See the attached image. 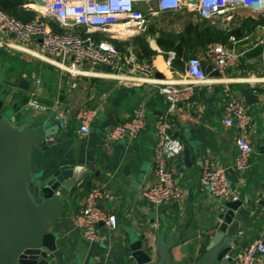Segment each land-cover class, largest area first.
I'll use <instances>...</instances> for the list:
<instances>
[{"label":"crops","instance_id":"obj_1","mask_svg":"<svg viewBox=\"0 0 264 264\" xmlns=\"http://www.w3.org/2000/svg\"><path fill=\"white\" fill-rule=\"evenodd\" d=\"M19 2L20 8L25 10L45 9L34 1ZM263 34L264 25H260L239 40L235 47L246 51L242 64L229 70L222 83L197 86L191 107L180 105L177 108L170 132L173 145L181 146V151L170 154L167 166L173 170L186 196L183 200L160 206L148 202L142 195L143 187L154 177L156 135L153 121L167 109L164 96L155 86L150 83L127 85L105 77L101 75L106 72L103 66L83 65L86 73L77 75L84 77L70 76L59 56L41 57L44 61L25 57L38 55L39 41L23 45L10 35L3 36L4 42L0 43V98L4 99V109H15L14 122L44 121L50 126L59 111L66 114L65 128L51 136L55 140L46 147H37L32 153V170L36 175H50L62 165L71 166L75 173L76 181L69 190L66 203L67 214L50 227L58 235L57 245L63 253V264H132L129 262V245L141 240L146 247H152L159 232L172 239L174 264H194L206 252L211 235L219 226V214L229 209L227 203L223 204L201 187L200 178L207 161L229 168L232 187L239 191L242 205L251 210L250 218L240 223L241 239L233 241L227 263L220 264H236L233 258L250 240L264 232L261 197L264 190V83L252 86L242 80L253 77L264 81V45L260 54H255L256 43ZM148 38L150 47L157 54L151 61L140 58L139 61L152 64L155 73L165 74L166 79L183 78L179 75L182 71L176 70L179 73L173 74L167 70L166 56L160 51L157 39ZM129 51L137 53L132 45L127 48ZM210 63L208 59L203 61L206 67ZM22 78L31 83L28 90L19 86ZM225 85L244 100L253 118L247 137L255 153L244 175L232 168L238 153L235 138L241 130L236 121L233 126L223 122L227 97ZM33 97L45 108L29 107L27 104ZM143 103L149 113V125L144 133L135 140L110 142L107 131L128 120L133 110ZM82 109L93 110L95 115L89 133L80 130L77 113ZM184 147L190 150L189 164L184 161ZM95 185L105 190L100 204L108 213L115 214L117 228L112 231L99 225V238L90 242L74 227L72 216L82 210L86 194Z\"/></svg>","mask_w":264,"mask_h":264},{"label":"built area","instance_id":"obj_2","mask_svg":"<svg viewBox=\"0 0 264 264\" xmlns=\"http://www.w3.org/2000/svg\"><path fill=\"white\" fill-rule=\"evenodd\" d=\"M45 10L35 8L36 16L33 20L23 21L7 13L0 4V43L4 42V35H10L23 45L34 40L39 41L38 55L40 57L59 56L63 61V68L70 74H84L83 65L107 66L110 72H102L105 77L120 79L129 84L151 83L157 92L164 96L167 109L158 115L154 121L156 135L154 144V177L151 183L143 187L142 195L155 206L183 200L185 189L177 182L173 170L168 169L170 154L181 151V146L175 147L170 129L173 126L172 117L180 105L191 107L194 102L195 89L208 83H222L229 70L242 64L245 50H238L235 44L239 42L232 37V46L224 43H212L207 46L203 56H192L186 63L184 71L174 70L176 59L173 51L166 52V67L170 73H179L183 78H157L154 67L150 63H142L136 53L123 52L112 41V38L128 40L136 35L147 32L151 18L162 16L168 12L180 16L179 31L183 30L190 20L203 19L217 27L235 23L234 15L246 12L252 17L264 16V0H42ZM36 5L41 6L39 3ZM192 14V18H188ZM196 17V18H194ZM48 19L58 21L63 31L55 30ZM244 18V17H243ZM242 19V18H241ZM260 26V25H259ZM258 26V27H259ZM81 28L85 36L74 30ZM177 27V26H176ZM174 29V28H173ZM124 30L128 32H124ZM101 33L109 38L96 39L93 34ZM264 45V34L256 46ZM204 59L210 60V72L215 71L219 76H212L206 71ZM70 61V63H67ZM165 75V74H164ZM256 86L261 82L259 78H243ZM241 80V81H242ZM40 82V79H37ZM131 82V83H129ZM224 92V124L236 125L241 130L235 138L238 153L232 168L240 175H244L250 168V162L255 148L247 137L248 129L253 124V118L244 100L225 85ZM264 92V86H263ZM33 95V94H32ZM31 108H45L36 98H31L27 104ZM126 121L113 125L107 131L110 142L123 139L135 140L139 138L149 125V113L145 103L133 110ZM80 130L89 133L90 125L95 117L93 110L82 109L78 113ZM55 120L61 129L65 128L66 114L59 111ZM14 121V117L12 119ZM51 141L55 137H50ZM200 178L201 187L212 196L222 200L223 204L241 201L239 191L232 187L229 180L227 166L213 165L207 161ZM105 196L102 186L95 185L85 196V205L81 211L73 214L72 222L83 237L90 242L99 238V225H104L114 231L117 228L115 214L104 209L100 200ZM264 202V190L262 191ZM229 258V254L227 256ZM236 264H264V232L248 242L246 247L234 258Z\"/></svg>","mask_w":264,"mask_h":264},{"label":"water","instance_id":"obj_3","mask_svg":"<svg viewBox=\"0 0 264 264\" xmlns=\"http://www.w3.org/2000/svg\"><path fill=\"white\" fill-rule=\"evenodd\" d=\"M30 1L45 4L42 0ZM103 69L111 71L105 65ZM210 70L211 67L206 68L212 76L220 75ZM155 75L164 78L160 72ZM30 85L24 78L19 82L25 90ZM4 111V99L0 98V264H63L58 235L50 227L67 214L75 173L68 165L59 166L47 176L36 175L32 170L33 151L52 142L50 137L59 132V123L52 119L50 126L44 121L16 124ZM183 150L184 161L189 164L190 150ZM227 204L229 209L219 214V226L211 235L206 252L194 264L227 263L233 241L241 239L240 223L250 218L251 210L241 201ZM129 246L132 264H174L172 239L161 232L152 247H146L141 240Z\"/></svg>","mask_w":264,"mask_h":264},{"label":"trees","instance_id":"obj_4","mask_svg":"<svg viewBox=\"0 0 264 264\" xmlns=\"http://www.w3.org/2000/svg\"><path fill=\"white\" fill-rule=\"evenodd\" d=\"M2 8L9 14L15 15L23 21H30L36 16V11L25 10L20 8L19 0H0ZM171 15L168 12L162 16ZM50 25L57 31H63L64 28L58 21L48 19ZM156 23L150 24L147 32L141 35H136L128 40L112 39L115 45L123 52H127L130 45L136 44V52L141 60L151 61L152 56L157 54L149 44L148 37L157 39L160 51L164 54L168 51L175 53L176 59L173 63L174 70L184 71L186 61L192 56H198L204 53L207 46L212 43H224L232 46L231 38L237 40L249 36L259 25H264V16L252 17L247 16L241 19L238 24H230L228 26L217 27L203 19L202 21L190 20L181 31L161 29ZM81 34L85 36L82 29ZM96 39L106 38L104 34L94 33ZM262 45L258 46L255 54H260Z\"/></svg>","mask_w":264,"mask_h":264},{"label":"rangeland","instance_id":"obj_5","mask_svg":"<svg viewBox=\"0 0 264 264\" xmlns=\"http://www.w3.org/2000/svg\"><path fill=\"white\" fill-rule=\"evenodd\" d=\"M249 14L248 13H246V12H240L239 14H236L235 13V15H234V17H235V23L234 24H238V23H240V21H241V18H243V17H247ZM192 18V14L191 15H189V17L188 18ZM194 18H196V17H194ZM181 19L182 18H180V16H175V15H165V16H157V17H153V18H151V24L152 23H156L155 25H157L159 28H161V29H169V30H175V31H179V28H178V26H179V24L178 23H180L181 22ZM197 19V18H196ZM195 21V20H194ZM177 26V27H176ZM174 28V29H173ZM81 28H78V27H76V28H74V30H76V31H78V32H81V30H80ZM106 37L107 38H109V36L108 35H106ZM112 39H117V38H112ZM118 40H121V39H118ZM133 46V45H132ZM129 47V46H128ZM134 48H136V44H134V46H133ZM137 54V53H136ZM137 56V55H136ZM27 59H34V58H36V59H38V61H44L43 59H41V57H38V56H36V55H26L25 56ZM34 61V60H33ZM72 75H75L76 77H84V76H78L77 74H70V76H72ZM113 78V77H112ZM115 79H117V78H115ZM119 82H122V83H124V84H127L126 82H123V81H121L120 79H117ZM129 83H131V82H129ZM144 84H147V83H144ZM151 84V83H150ZM14 111H15V109L13 108V107H8V108H6L5 109V111H4V115L6 116V117H9V118H11L12 119V116H13V114H14Z\"/></svg>","mask_w":264,"mask_h":264},{"label":"bare ground","instance_id":"obj_6","mask_svg":"<svg viewBox=\"0 0 264 264\" xmlns=\"http://www.w3.org/2000/svg\"><path fill=\"white\" fill-rule=\"evenodd\" d=\"M45 9H43L42 11H44ZM124 32H128V31H126V30H124ZM166 66V65H165ZM168 70V69H167ZM226 78V77H225Z\"/></svg>","mask_w":264,"mask_h":264}]
</instances>
